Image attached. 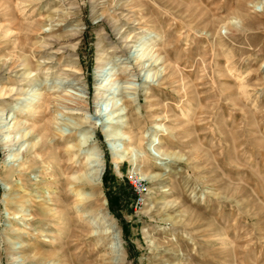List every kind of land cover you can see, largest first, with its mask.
I'll use <instances>...</instances> for the list:
<instances>
[{
	"label": "rangeland",
	"instance_id": "374dc122",
	"mask_svg": "<svg viewBox=\"0 0 264 264\" xmlns=\"http://www.w3.org/2000/svg\"><path fill=\"white\" fill-rule=\"evenodd\" d=\"M17 1L0 0V264H264V0ZM99 172L96 193L67 184Z\"/></svg>",
	"mask_w": 264,
	"mask_h": 264
},
{
	"label": "bare ground",
	"instance_id": "6f19581e",
	"mask_svg": "<svg viewBox=\"0 0 264 264\" xmlns=\"http://www.w3.org/2000/svg\"><path fill=\"white\" fill-rule=\"evenodd\" d=\"M12 1V0H11ZM19 1V3L21 2V0H18ZM17 1V2H18ZM202 2L204 1V0H201ZM19 3H17V4H19ZM244 3H242V2H238L237 3V9H236V13H234V16L236 17V18H238V20L242 23V25H244L245 27H248V26H251V25H253L254 23H256L255 22V20H252V19H250L249 18V15L247 16L246 14H245V7H244V5H243ZM200 5V4H199ZM199 5H196V6H193V7H189V8H187L186 10H184L183 12H181L182 10L181 9H179L178 10V12L180 11L181 13L179 14L178 13V17L180 18V19H182L183 21L186 19L187 21V23H188V25L190 26V27H188V28H190V30H192L193 28H195V26H197L198 24H200V22L201 21H204V20H206L207 21V19H209V14L205 11V10H203V8L201 7V6H199ZM15 10H16V8H15ZM9 18H8V20H7V22H9V25L8 26H11L12 28H14L15 27V21H14V19H13V14H12V12H10L9 14ZM7 15V16H8ZM258 21V20H257ZM178 24V23H177ZM214 22H212V21H210V23H207L205 26H204V28L205 29H207V30H211V25L214 27ZM36 26H32V30L33 31H37V28H35ZM227 28H228V25H227ZM3 30V29H2ZM194 30V29H193ZM192 30V31H193ZM215 35V34H214ZM217 39H216V41H215V44H217V45H224V41L222 40V38H220V37H216ZM2 71H0V73H1ZM100 98H102V96L100 97ZM6 105H8V103H5L4 104V106H2V107H4L5 108V106ZM72 106H70V108H71ZM46 128V127H45ZM47 129V128H46ZM79 146L80 145H76V146H73V148H79ZM90 146V144H88L87 145V147H89ZM23 158L26 160V158H27V156H26V152H24V154H23ZM113 158H115V157H113ZM120 158H118V160H119ZM117 160V159H116ZM93 162H95V161H93ZM67 167V166H66ZM59 170V169H58ZM85 171V170H84ZM102 171V170H101ZM101 174H102V172H99V173H96V176H94L93 174H92V176H88V175H86V174H84V176H81V177H79V178H77V179H75L74 181L75 182H67V184L69 183L70 185H73V189H74V191H76V196H78V197H81V196H84L85 194H83V191L82 190H84V189H86V188H89L92 192H94V193H96L97 191H98V187L100 186V176H101ZM72 183V184H71ZM96 195V194H95ZM87 196V195H86ZM85 199H87V200H89L90 199V196H87ZM92 200V199H91ZM93 202V201H92ZM103 202H104V200H103ZM95 204V203H94ZM93 204V205H94ZM98 204V203H97ZM93 205H91V206H93ZM96 205V204H95ZM98 206V205H97ZM102 211V210H101ZM103 212H105V211H103ZM90 214L88 215V217L87 218H91V217H93V218H95V217H97L98 216V211H93V212H89ZM100 215V214H99Z\"/></svg>",
	"mask_w": 264,
	"mask_h": 264
},
{
	"label": "built area",
	"instance_id": "2783aa9c",
	"mask_svg": "<svg viewBox=\"0 0 264 264\" xmlns=\"http://www.w3.org/2000/svg\"><path fill=\"white\" fill-rule=\"evenodd\" d=\"M135 189H136L137 195H138V200L137 201L140 202L141 201V195L146 190H145V188L143 187V185L140 182H138V186L137 187L135 186Z\"/></svg>",
	"mask_w": 264,
	"mask_h": 264
},
{
	"label": "trees",
	"instance_id": "16d2710c",
	"mask_svg": "<svg viewBox=\"0 0 264 264\" xmlns=\"http://www.w3.org/2000/svg\"><path fill=\"white\" fill-rule=\"evenodd\" d=\"M104 181V178L102 179ZM110 202V201H109Z\"/></svg>",
	"mask_w": 264,
	"mask_h": 264
}]
</instances>
